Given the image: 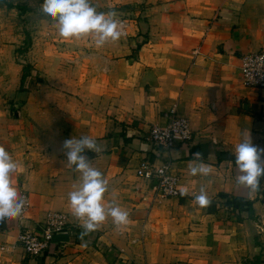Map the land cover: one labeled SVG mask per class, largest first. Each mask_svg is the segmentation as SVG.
<instances>
[{
    "label": "crops",
    "instance_id": "0c3cea01",
    "mask_svg": "<svg viewBox=\"0 0 264 264\" xmlns=\"http://www.w3.org/2000/svg\"><path fill=\"white\" fill-rule=\"evenodd\" d=\"M145 2L148 14L131 22L129 47L106 59L112 80L92 89L84 112L75 108L69 119L72 137L100 147L84 155L108 181L105 203L127 210L130 223L116 229L109 218L82 236L68 201L79 173L64 165L54 125L34 126L24 115L0 131V146L20 165L14 186L31 203L26 219L0 221V243L8 247L1 264H264V205L260 191L236 185L234 156L247 131L264 149V93L245 89L239 71L243 55L264 48V0ZM174 106L189 119L192 140L168 151L144 142ZM195 153L211 165L209 177L189 175ZM142 160L169 162L189 195L154 199L135 175ZM201 186L212 201L206 208L192 203ZM48 211L68 215L67 238L57 235L47 253L29 257L18 236L39 229Z\"/></svg>",
    "mask_w": 264,
    "mask_h": 264
},
{
    "label": "rangeland",
    "instance_id": "374dc122",
    "mask_svg": "<svg viewBox=\"0 0 264 264\" xmlns=\"http://www.w3.org/2000/svg\"><path fill=\"white\" fill-rule=\"evenodd\" d=\"M145 1L91 0V3L99 12L115 11L119 20L131 25L148 14ZM43 2L0 0V131L12 124L19 125L20 117L25 115L34 126L50 130L54 125V140L64 142L73 134L69 123L73 109L83 111L92 89L112 80L113 73L105 66L107 57L115 59L116 52L129 47L133 38L129 34L101 48L90 38L65 41L42 13ZM25 65L30 75L21 84ZM47 143L52 142L48 139ZM261 225L264 227V217Z\"/></svg>",
    "mask_w": 264,
    "mask_h": 264
},
{
    "label": "clouds",
    "instance_id": "9594fccd",
    "mask_svg": "<svg viewBox=\"0 0 264 264\" xmlns=\"http://www.w3.org/2000/svg\"><path fill=\"white\" fill-rule=\"evenodd\" d=\"M41 11L53 22L59 37L65 41L90 38L97 48H101L108 43L118 42L123 34L122 21L117 18V13L97 11L91 0H44ZM242 135L243 139L234 149L238 172L235 183L255 193L261 189L260 181L264 178V149L253 145L248 131ZM62 148L66 157L64 165L79 173V181L68 193V201L72 216L82 228V236L97 231L109 218L116 229L127 226L130 223L129 212L114 202L105 203L108 181L84 155L85 150L101 151L96 141L88 136L79 139L73 137L65 140ZM19 168V163L0 146V221L19 218L25 210L26 197L14 186ZM187 171L192 177L207 178L212 173V167L203 162L200 153H195ZM180 195L183 197L189 193L182 190ZM192 203L200 208L211 205L205 187H200Z\"/></svg>",
    "mask_w": 264,
    "mask_h": 264
},
{
    "label": "built area",
    "instance_id": "2783aa9c",
    "mask_svg": "<svg viewBox=\"0 0 264 264\" xmlns=\"http://www.w3.org/2000/svg\"><path fill=\"white\" fill-rule=\"evenodd\" d=\"M122 37H126L130 24L121 20ZM241 85L245 89L264 93V48L256 52H249L240 59ZM193 138V130L188 118L177 113L174 106L168 113V122L165 126L153 125L141 139L155 148L168 151L177 143H187ZM138 179L149 183L154 199H172L180 195L179 176L172 171L169 162L160 164L142 160L135 169ZM26 197L25 210L21 220L31 209L29 195L21 192ZM70 225L68 215L61 211H48L37 230L24 229L17 239V244L29 257H37L47 253L53 245L55 237L65 232ZM8 253V247L0 243V264L2 257Z\"/></svg>",
    "mask_w": 264,
    "mask_h": 264
},
{
    "label": "trees",
    "instance_id": "16d2710c",
    "mask_svg": "<svg viewBox=\"0 0 264 264\" xmlns=\"http://www.w3.org/2000/svg\"><path fill=\"white\" fill-rule=\"evenodd\" d=\"M19 8L21 10H24L23 7H19ZM29 75H30V69H28V67L26 65L23 66V75L21 77V84H24L25 80L29 77ZM250 207H251V204H249V217L253 218V210ZM59 235H61L62 239H66L67 238L65 235H63V233H61ZM258 260L260 262L261 258L258 259Z\"/></svg>",
    "mask_w": 264,
    "mask_h": 264
},
{
    "label": "water",
    "instance_id": "95a60500",
    "mask_svg": "<svg viewBox=\"0 0 264 264\" xmlns=\"http://www.w3.org/2000/svg\"><path fill=\"white\" fill-rule=\"evenodd\" d=\"M260 183H261V189L259 191H260V195H261V203L264 205V192L262 190L263 189L264 178L261 179Z\"/></svg>",
    "mask_w": 264,
    "mask_h": 264
}]
</instances>
